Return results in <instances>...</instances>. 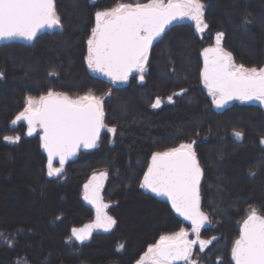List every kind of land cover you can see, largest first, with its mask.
<instances>
[{
    "label": "trees",
    "instance_id": "16d2710c",
    "mask_svg": "<svg viewBox=\"0 0 264 264\" xmlns=\"http://www.w3.org/2000/svg\"><path fill=\"white\" fill-rule=\"evenodd\" d=\"M146 1L55 0L59 29L28 44L0 45V264H135L161 235L187 226L167 201L140 187L152 154L181 143L195 141L202 169L200 207L209 224L200 235L213 239L194 252L201 264H232L231 248L247 210L264 215V107L233 99L216 109L201 78V53L218 32L235 63L264 65V0H201L207 33L172 22L152 43L143 81L134 73L119 83L91 72L85 57L95 13L118 2ZM50 89L103 97L104 123L116 129L102 131L95 147L78 151L52 177L37 134L28 136L24 122L12 124L27 96ZM169 96L171 102L152 107L157 97ZM4 136L20 140L10 143ZM97 172L107 173L102 194L116 223L83 243L71 230L94 218L83 190ZM23 173L28 178L18 179ZM130 204L153 215L155 226L128 230Z\"/></svg>",
    "mask_w": 264,
    "mask_h": 264
},
{
    "label": "snow or ice",
    "instance_id": "6c2138e0",
    "mask_svg": "<svg viewBox=\"0 0 264 264\" xmlns=\"http://www.w3.org/2000/svg\"><path fill=\"white\" fill-rule=\"evenodd\" d=\"M201 0H148L147 3H121L95 13V27L87 40L86 62L89 69L103 73L113 82L127 81L133 70L140 80L149 57L153 41L174 20L187 18L194 22L196 31L203 33L208 24L204 19ZM61 26L56 12L55 0H0V39L22 37L32 40L45 28ZM224 34H216L214 46L203 49L201 78L216 107L230 100H258L264 104V67H245L234 62L231 52L221 46ZM168 101L172 100L169 96ZM156 98L153 108L161 106ZM26 121L27 135L40 131L41 146L47 153L48 176H59L68 158L80 148H93L104 125L103 97L93 92L72 97L64 92L48 90L38 98L28 96L26 106L13 120ZM115 133V128H109ZM233 135L242 138L240 131ZM6 142L17 143L20 136H4ZM264 143V140L261 141ZM195 141L181 143L165 151L154 152L141 188L157 195L166 196L171 207L191 224L195 239L189 232L179 231L161 235L149 246L137 264H197L192 259L197 244L200 251L212 243L200 239L201 228L209 223V217L201 210L200 182L202 169L193 149ZM59 160L60 167L53 162ZM101 172L84 185L83 198L96 210L94 223L73 228L72 236L83 242L92 230L109 231L116 221L107 214L109 207L101 196L103 179ZM123 248V245H120ZM231 259L234 264H264V215L250 208L244 219L239 237L233 242Z\"/></svg>",
    "mask_w": 264,
    "mask_h": 264
},
{
    "label": "rangeland",
    "instance_id": "374dc122",
    "mask_svg": "<svg viewBox=\"0 0 264 264\" xmlns=\"http://www.w3.org/2000/svg\"><path fill=\"white\" fill-rule=\"evenodd\" d=\"M148 1H146V2H139V3H147ZM202 3V2H201ZM132 4H135V3H132ZM114 7V6H113ZM109 9V8H108ZM103 10H106V9H103ZM103 10H99V11H103ZM178 21H186V22H188V23H191L192 24V26H193V28H194V30H196V28H195V24H194V22L193 21H191V20H189V19H187V18H184V19H178ZM93 27H95V20H94V26ZM60 27H55L54 29H59ZM92 31V30H91ZM205 33H207L206 32V30L203 32V33H200L199 35L201 36V35H204ZM217 34V33H216ZM216 34H214L213 35V46L215 45V42H216ZM90 36H91V32H90ZM89 36V37H90ZM89 39V38H88ZM222 46V45H221ZM86 56H87V54H86ZM85 63H86V66H87V62H86V57H85ZM237 64V63H236ZM262 67H264V65L262 66ZM262 67H260V68H262ZM87 68H88V66H87ZM89 69V68H88ZM257 69H259V68H257ZM91 72H94V71H92L91 69H89ZM134 74L136 75V77H137V79L138 80H140V73L138 72V71H134ZM144 74V73H143ZM202 85H203V87H204V89H205V91H206V93L208 94V96H209V98L212 100V97L209 95V93H208V89L205 87V85H204V83H203V81H202ZM180 92H178V93H176V94H179ZM84 95V94H83ZM70 96V95H69ZM80 96H82V95H80ZM28 97V96H27ZM26 97V98H27ZM39 96H37V98H38ZM72 97H77V96H72ZM168 98V97H167ZM167 98H164V99H161V101H162V103H164V102H171V101H168V99ZM173 99V98H172ZM161 103V104H162ZM25 106H26V100H25ZM24 106V107H25ZM213 106L217 109L218 107H216V105L215 104H213ZM263 107H264V104H263ZM24 109V108H23ZM23 111V110H22ZM20 122H24L25 123V132H27V130H28V126H27V122L26 121H19L18 123H20ZM104 125H105V123H104ZM109 128H112V127H109V126H107V125H105V127L102 129V131H108V129ZM109 132V131H108ZM34 133H36L37 135H38V133H40V131L39 130H37L36 132H34ZM111 133V132H110ZM262 140H264V139H261V141ZM261 144H262V146L264 147V143H262L261 142ZM177 147V146H176ZM53 166L54 167H60V164L59 163H53ZM147 171V170H146ZM101 172H97V173H94L95 175H99ZM93 174V175H94ZM23 176H20L18 179H23V178H28V175L26 174L25 175V173H23L22 174ZM93 175H92V177H93ZM17 178V177H16ZM104 180H105V178H104ZM142 180H143V178H142ZM142 180H141V182H142ZM89 182V181H88ZM87 182V183H88ZM104 184V183H103ZM103 188V187H102ZM144 189V188H143ZM102 191V190H101ZM7 197V196H6ZM8 199H11V200H14L12 197H10L9 195H8ZM4 200H7V198H5ZM10 200V201H11ZM105 201V200H104ZM13 204H14V202L13 201H11ZM105 203H106V201H105ZM16 205V204H15ZM10 206H13V205H10ZM126 207L128 208L127 210V213H128V217L126 216V218H125V224H129L127 227L129 228L128 230H130V229H136L137 231H141V229H142V226L144 225L145 226V224L147 223V225H148V223H149V228H151V227H153V226H155V220H153V219H155L154 218V216L153 215H148V212L145 214V211H143L142 209H141V207H139V205H136V204H130V205H126ZM106 211H107V209H106ZM248 211L249 210H247V212H246V214L248 213ZM37 212V211H36ZM109 215V214H108ZM0 216H2V213H0ZM209 223H206L202 228H201V230L204 228V227H206L207 225H208ZM146 227H148V226H146ZM181 228H184L185 229V227H181ZM180 228V229H181ZM179 229V230H180ZM186 229H190V233H189V235H190V237H189V239L191 238V239H195V236L194 235H192V233H191V226H186ZM94 230V232H98V231H100L101 230V228H97V229H93ZM147 230H148V228H147ZM150 230V229H149ZM178 230V231H179ZM177 232V231H176ZM201 232V231H200ZM159 239V238H158ZM158 239L156 240V241H158ZM200 239H202V240H211L212 241V237H208V238H206V237H203V236H201L200 235ZM155 241V242H156ZM154 242V243H155ZM153 243V244H154ZM153 244H151V245H153ZM151 245H148L146 248H145V250H144V252H143V254H142V256L144 255V253L147 251V249H148V247L149 246H151ZM195 250H199L200 251V246H199V244H197L196 246H194V248H193V254H192V259L193 260H195L196 262H197V264H201L199 261H198V259L194 256V252H195ZM138 261V260H137ZM137 261L135 262V264H137ZM182 264H185V262L183 261V263Z\"/></svg>",
    "mask_w": 264,
    "mask_h": 264
},
{
    "label": "water",
    "instance_id": "95a60500",
    "mask_svg": "<svg viewBox=\"0 0 264 264\" xmlns=\"http://www.w3.org/2000/svg\"><path fill=\"white\" fill-rule=\"evenodd\" d=\"M175 21V20H174ZM173 21V22H174ZM170 25V24H169ZM52 28H45V29H42L40 32H38L37 33V36L36 37H38L39 35H41V34H43V33H45V32H47V31H49V30H51ZM162 34V33H161ZM35 37V38H36ZM160 37V36H159ZM34 38V39H35ZM158 38V37H157ZM156 38V39H157ZM34 39H32V40H28V39H25V38H22V37H15V38H11V39H0V45H6V44H10V43H23V44H28V43H30V42H32ZM155 39V40H156ZM154 40V41H155ZM153 41V42H154ZM134 71L135 70H133V72L132 73H134ZM95 72V71H94ZM132 73H130V75L132 74ZM95 74L96 75H98V76H102V77H105V78H109V77H107V76H105L103 73H100V72H95ZM110 79V78H109ZM117 82H119V83H121V82H124V81H117ZM241 101H243V102H249V103H260V104H262L260 101H258V100H241ZM263 105V104H262ZM101 132H102V129H101V131H100V134H101ZM40 135H41V133H38V139H39V141H40V146H41V140H40ZM100 136V135H99ZM98 142V141H97ZM97 144V143H96ZM89 149H91V148H88V149H85V148H80L78 151H85V150H89ZM41 150H42V152H43V154L45 155V157H46V159H47V153L44 151V149L42 148V146H41ZM78 151L76 152V154L74 155V156H71L70 158H68L67 160H66V162L65 163H67L68 161H72V160H74L75 158H76V156H77V153H78ZM53 163H59V160L57 159V160H55ZM47 164H48V160H47ZM97 177L99 176V175H96ZM92 179V177L90 178V180ZM89 180V181H90ZM104 183V179H103V182H102V184ZM103 187V186H102ZM101 190H102V188H101ZM147 190V189H146ZM148 192H150L151 194H153L154 196H156V197H158V198H160V199H162V200H165V201H167L168 203H169V205L171 206V202L168 200V198L166 197V196H161V195H157L156 193H153V192H151L150 190H147ZM101 196H102V198H103V194H102V191H101ZM83 196H84V190H83ZM85 200V199H84ZM103 201H104V198H103ZM85 202L91 207V209L93 210V213H94V218H93V220L92 221H90V222H87V223H85V224H83L82 226H80V227H77V228H82V227H84L85 225H87V224H92V223H94V221H95V218H96V210H95V207L92 205V204H90L88 201H86L85 200ZM104 203H105V201H104ZM172 208V207H171ZM172 210L175 212V210L172 208ZM180 218H182L183 220H185L182 216H180L177 212H175ZM246 219V218H245ZM186 222H188V223H190L189 221H187V220H185ZM244 221V220H243ZM243 221H242V223H243ZM242 223H241V225H242ZM241 225H240V228H241ZM93 233H94V230H92V233H91V236L88 238V239H86V240H84L83 241V243H85V242H88L89 240H90V238L92 237V235H93ZM239 234H240V231H239ZM71 235H72V230H71ZM239 237V236H238ZM75 238V237H74ZM78 241V240H77ZM230 259H231V252H230ZM181 262H183V261H178L177 263H181ZM231 262H232V264H234V261H232V259H231Z\"/></svg>",
    "mask_w": 264,
    "mask_h": 264
},
{
    "label": "flooded vegetation",
    "instance_id": "af4514ba",
    "mask_svg": "<svg viewBox=\"0 0 264 264\" xmlns=\"http://www.w3.org/2000/svg\"><path fill=\"white\" fill-rule=\"evenodd\" d=\"M107 214H108V213H107ZM261 215H262V214H261ZM246 217H247V216H246ZM246 217H245V218H246ZM245 218H244V219H245ZM244 219H243V220H244ZM243 220H242V221H243ZM184 221H185V220H184ZM242 221H241V223H242ZM185 222H186V221H185ZM241 223L239 224V227H238V236H239V231H240V225H241ZM186 224H187V226H191V224L188 223V222H186ZM185 229H186V227H185ZM186 230L190 233V229H186ZM238 236H237V238H238ZM189 237H190V235H189ZM237 238H236V239H237ZM190 239H191V238H190ZM182 263H183V262H181L180 264H182Z\"/></svg>",
    "mask_w": 264,
    "mask_h": 264
}]
</instances>
